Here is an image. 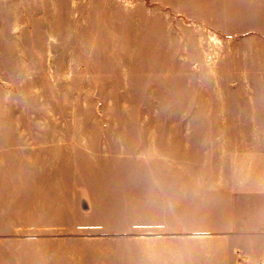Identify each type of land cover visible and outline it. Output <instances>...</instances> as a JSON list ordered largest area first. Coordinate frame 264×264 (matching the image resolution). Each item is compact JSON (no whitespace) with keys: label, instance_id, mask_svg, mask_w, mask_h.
<instances>
[{"label":"rangeland","instance_id":"obj_1","mask_svg":"<svg viewBox=\"0 0 264 264\" xmlns=\"http://www.w3.org/2000/svg\"><path fill=\"white\" fill-rule=\"evenodd\" d=\"M263 235L264 0H0V264H264Z\"/></svg>","mask_w":264,"mask_h":264},{"label":"crops","instance_id":"obj_2","mask_svg":"<svg viewBox=\"0 0 264 264\" xmlns=\"http://www.w3.org/2000/svg\"><path fill=\"white\" fill-rule=\"evenodd\" d=\"M239 225H240V227L242 226V224H239ZM258 242H261L262 245H263V247H264V235H263V238L258 239V241H256V243H254V244H255V245H258V244H259Z\"/></svg>","mask_w":264,"mask_h":264}]
</instances>
